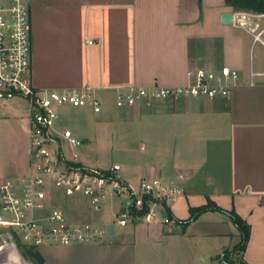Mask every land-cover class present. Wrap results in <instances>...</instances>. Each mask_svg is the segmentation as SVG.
I'll return each instance as SVG.
<instances>
[{"label":"crops","instance_id":"obj_1","mask_svg":"<svg viewBox=\"0 0 264 264\" xmlns=\"http://www.w3.org/2000/svg\"><path fill=\"white\" fill-rule=\"evenodd\" d=\"M29 3L38 88L91 85L105 109L117 106L118 92L132 86L186 84L191 68L227 64L241 74L228 97L165 100L174 108L155 123L147 143L178 156L154 165L143 180L178 184L181 194L170 203L173 219L134 218L100 242L40 246L45 264H222L218 255L241 240L227 212L209 210L186 225L177 221L207 197L247 221L243 259L264 264V13L234 8L226 0ZM226 11L234 13L231 24L222 21ZM64 110L82 116L85 109ZM29 113L11 119L0 109V133L12 129L26 136L1 164L0 182L30 173ZM75 133L86 142L81 131ZM1 244L0 264H35L21 243Z\"/></svg>","mask_w":264,"mask_h":264},{"label":"built area","instance_id":"obj_2","mask_svg":"<svg viewBox=\"0 0 264 264\" xmlns=\"http://www.w3.org/2000/svg\"><path fill=\"white\" fill-rule=\"evenodd\" d=\"M32 27L29 0H0V102L13 98L28 102L31 167L26 176L0 182L1 245L21 243L39 248L46 244H86L110 235L109 224L70 221L54 202L59 190L66 195L81 192L96 208L102 207L107 196L128 195L130 200L122 202L116 214L120 227L134 218L151 219L156 215L169 222L163 210L181 194L178 184L154 177L133 185L121 178L119 163L101 168L82 162L77 152L68 153V148H76L84 140L65 125L64 108H88L99 114L104 102L91 85L67 89L35 86ZM188 76L189 81L182 85L132 86L119 91L116 105L125 107L140 100L228 97L241 74L222 64L191 68ZM144 207V214L134 213ZM225 254L223 250L219 255L221 263L231 264Z\"/></svg>","mask_w":264,"mask_h":264},{"label":"rangeland","instance_id":"obj_3","mask_svg":"<svg viewBox=\"0 0 264 264\" xmlns=\"http://www.w3.org/2000/svg\"><path fill=\"white\" fill-rule=\"evenodd\" d=\"M4 105L0 104V109L11 119L25 118L30 111L28 102L22 98L7 100V104ZM173 108L165 100L157 99L149 102L140 100L125 107L113 105L99 114L85 108L82 110L84 111L82 116L63 110L65 125L77 132L81 131L86 137V142L76 148H68V153L77 152L84 162L101 168L119 163L121 165L119 174L138 184L145 179L144 176H151L149 170L152 171L154 165L168 164L170 159L177 155L175 151L169 149H153L152 144L147 143L153 141L155 123L160 124L162 118L166 119L164 116ZM25 140L24 134H17L12 129L0 133V167L4 160L12 158L14 153L12 149L17 142L22 143ZM129 200L126 194L107 196L102 202V207L96 208L81 192L66 195L59 190L54 202L64 209L67 218L72 222H90L97 226H105L108 222L116 224V214L122 204ZM116 228L119 230L122 227L116 224Z\"/></svg>","mask_w":264,"mask_h":264},{"label":"trees","instance_id":"obj_4","mask_svg":"<svg viewBox=\"0 0 264 264\" xmlns=\"http://www.w3.org/2000/svg\"><path fill=\"white\" fill-rule=\"evenodd\" d=\"M226 3L230 6H233L237 9H251L256 12L264 13V0H226ZM167 210V216L170 219H173L174 216L172 214L171 208L165 204ZM209 210H218L222 212H227L232 218L233 222L240 230L241 240L238 244H236L233 249H224L225 257L231 264H251L246 262L243 259V252L246 248L247 242L250 237V225L247 221L241 217L234 209L225 210L220 207L215 201H213L210 197H207L206 203L199 206H190V216L183 220H178L182 225H186L189 221L197 218L200 214L209 211ZM147 211V207H144L141 210H135L134 213L137 215H142ZM21 249L25 252V254L32 260L35 264H45V260L42 254L39 252L38 248L26 244H20ZM219 256V255H218Z\"/></svg>","mask_w":264,"mask_h":264},{"label":"water","instance_id":"obj_5","mask_svg":"<svg viewBox=\"0 0 264 264\" xmlns=\"http://www.w3.org/2000/svg\"><path fill=\"white\" fill-rule=\"evenodd\" d=\"M222 21L226 24H231L234 21V13L232 11H226L222 13ZM163 213L166 214L167 211L163 210ZM110 233H113L115 230V226L113 223L109 225ZM24 254V253H23ZM25 255V254H24ZM26 256V255H25Z\"/></svg>","mask_w":264,"mask_h":264}]
</instances>
